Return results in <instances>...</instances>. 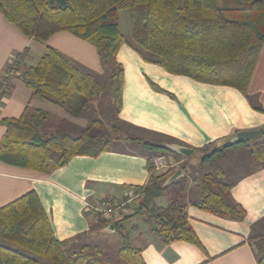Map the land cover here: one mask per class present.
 Instances as JSON below:
<instances>
[{"label":"trees","instance_id":"16d2710c","mask_svg":"<svg viewBox=\"0 0 264 264\" xmlns=\"http://www.w3.org/2000/svg\"><path fill=\"white\" fill-rule=\"evenodd\" d=\"M121 10L129 11L132 45L145 60L174 75L234 87L248 98L255 110L264 112L248 94L264 46V0H0V13L25 36L46 42L57 32H70L97 48L102 68L108 73L107 83L101 86L94 71L82 68L73 58L47 46L40 61L23 70L32 97L47 100L72 115H82L103 89L112 99L117 117L122 107L125 73L117 54L127 42L118 22ZM27 50L16 52L13 62L5 65L0 76V98L9 95L10 80L15 71L22 70ZM49 118L47 110L26 108L20 117L0 119V124L6 127L0 141V161L51 174L73 156H98L114 141L111 136L98 137L92 133L93 128L103 125L99 118L78 135L59 131L43 133L41 127ZM259 130L258 140L231 143V137H227L222 144H208L202 148L210 152L202 157L200 169L212 161L226 160L243 148L254 164H264V127ZM127 139L153 151L148 160L151 182L136 187L139 204L132 213L114 222V226L149 212L152 230L165 243L184 240L203 249L187 219L186 204H180L178 199L167 205L155 204L172 185L187 179L184 175L163 186L171 171H152V156L162 151L174 153L165 147L173 140H150L134 135ZM215 170L216 174L207 172L200 180L201 198L191 201V205L219 217L243 220L246 210L231 194L234 183L226 180L219 164ZM263 238L264 218L253 225L249 237L258 264H264V250L256 246V241ZM68 243L56 238L35 190L0 206V264H39L41 259L51 264H103L104 251L98 245L73 250L67 248ZM117 254L119 264H146L141 250L127 242Z\"/></svg>","mask_w":264,"mask_h":264},{"label":"crops","instance_id":"0c3cea01","mask_svg":"<svg viewBox=\"0 0 264 264\" xmlns=\"http://www.w3.org/2000/svg\"><path fill=\"white\" fill-rule=\"evenodd\" d=\"M125 37L127 42L117 54L125 70L122 107L117 119L131 130L130 134L114 138L117 144H112L96 157L73 156L51 174L0 161V206L35 190L49 215L56 238L69 241L68 249L90 245L88 234L91 240L99 233L114 234L115 243H121L124 238L125 234L119 231L124 221L116 226L113 223L120 220L117 218L122 213H132L136 206L132 209L127 205L128 208L117 216L104 218L109 223L99 222L85 206L88 200L100 196H110L119 202L139 200L136 187L151 182L148 160L152 153L143 147L138 148L140 145L127 139L129 135L150 140H173L169 143L190 147L194 152L203 151L202 148L211 143L222 144L227 137L235 135V131L264 127V112L255 110L238 89L171 74L139 54L132 45L131 33ZM47 46L73 58L82 68L99 74L103 72L93 44L67 31L55 33L46 42L38 41L25 36L0 13V76L5 65L16 58V52L28 48L22 70L15 71L10 80L9 95L0 98V119L20 117L26 108L44 109L50 112V118L42 125L47 132L78 135L67 127L71 125L81 130L87 127L89 123L84 114L72 115L47 100L32 97L23 78V70L36 65L46 54ZM147 56L153 57L149 53ZM248 94L264 110V46ZM50 127L54 130H49ZM5 132L6 127L0 124V141ZM169 159L171 168L163 173L171 171L172 174L180 168L187 176L184 182L189 186L187 191L197 184L194 198L185 200L184 204L187 219L203 249L184 240L165 243L163 237L152 230L149 218H145L146 212L139 215H143L142 224L147 229L140 228L139 222L134 223L135 233L127 243L141 250L146 264H258L249 237L253 225L264 218V164L236 172L231 180L234 183L232 197L246 210L245 218L238 221L191 205V201L201 198L202 190L200 181H194L195 178L188 174L186 163L190 156H169ZM225 173L227 177L228 173ZM112 225L113 229L110 228ZM256 246L264 250V238L257 240Z\"/></svg>","mask_w":264,"mask_h":264},{"label":"rangeland","instance_id":"374dc122","mask_svg":"<svg viewBox=\"0 0 264 264\" xmlns=\"http://www.w3.org/2000/svg\"><path fill=\"white\" fill-rule=\"evenodd\" d=\"M118 22H119L121 29L125 35H128L131 33V19H130L129 11H127V10L119 11ZM94 74L96 75L101 86H104L107 83L108 73L104 72V70L100 74L97 72H94ZM114 106L115 105H113L112 99L109 97L107 92L102 89V92H99L97 94V97L94 99L92 106H89V109H87L83 115L88 120L89 124L92 122V120L97 119V118H99L103 121L102 126H96L95 128H93V130H92L93 134H95L98 137L107 138V137L111 136L113 138H118V137H123V136L131 133V130L129 128L122 125L118 121V119L115 115ZM114 126L119 127L120 130L116 131ZM48 129L52 130L51 127ZM67 129L70 132L75 133V134H79L81 131V128L80 129H78V127L74 128L71 125L68 126ZM53 130H54V128H53ZM41 131L43 133H49L46 131L45 126L41 128ZM112 144L113 145L117 144V143H115V139H114ZM138 148L142 149V146H140V147L138 146ZM209 152H210L209 149H206L203 151L196 150L190 155V159H188L186 165L188 168V174H189V176L195 178L194 181H197V179L200 181L207 172H213L214 174H216V170H215L216 164H219L222 167V169L228 173V176L226 177L227 181H231L235 177L236 172L239 173L242 170L252 168L255 165L254 162L252 161V159L249 157V153H248L247 149L243 148V149L237 150L236 152H233L230 155V157L227 158L226 160H218L216 162L212 161L211 163H208L204 169H200L199 166H200L202 157L206 153H209ZM151 153H153V151H151ZM157 154H165L168 158H169V156H175V157L178 156V155L171 153L169 151H162L161 153H157ZM157 154H155V155H157ZM196 187H197V184L192 186L191 190L187 191V189L189 188L187 182L186 183L181 182L180 184L172 185L169 188V190L165 191L163 196H161L155 200V204L157 206L167 205L170 202H172L175 198L178 199L180 204H184L185 200L190 199V198H192V199L194 198L195 192H197L195 190ZM173 190H174V192H172ZM168 196H170L169 199H168ZM200 196H201V194H200ZM92 200H94V199H92ZM134 200L135 201L127 203L128 207L130 206V208L133 209L135 206H137L139 204L140 200H136V199H134ZM127 205L125 206V208H128ZM87 212H89V211H87ZM89 213H91V212H89ZM124 213H122L117 218V220H119V218L122 219L124 217ZM149 214L150 213L147 212L145 218L149 217ZM94 216L99 222H104V218H102L100 215H98V216L94 215ZM142 217H143V215L137 214L133 218V220L132 219L129 220L130 219L129 218V219L124 220V222H122L123 224L120 225L119 231L123 232L125 234V236L122 239L121 243H120V241H118L116 243L114 242V237H113L114 234H110V233H106V232L99 233L96 235L97 237L96 236L94 237L95 239H93V240H91L92 238L88 234L89 240H90L89 241L90 245H93L94 243H96L104 251V253H102L103 264H119L120 263V258L117 254L118 248L123 246L127 242V240L129 241V239L130 240L132 239L133 234L135 233V229H136L134 223L139 222L140 228L147 229V227L142 224V222H143ZM91 253L96 254L95 250H91ZM48 263H49V260H47V259H41V261L39 262V264H48Z\"/></svg>","mask_w":264,"mask_h":264},{"label":"built area","instance_id":"2783aa9c","mask_svg":"<svg viewBox=\"0 0 264 264\" xmlns=\"http://www.w3.org/2000/svg\"><path fill=\"white\" fill-rule=\"evenodd\" d=\"M152 171L155 173L164 172L171 168V162L165 154L154 155L150 160ZM130 200L119 202L110 196H100L86 202V210L94 215L103 218L114 217L125 211V206Z\"/></svg>","mask_w":264,"mask_h":264},{"label":"water","instance_id":"95a60500","mask_svg":"<svg viewBox=\"0 0 264 264\" xmlns=\"http://www.w3.org/2000/svg\"><path fill=\"white\" fill-rule=\"evenodd\" d=\"M260 137H261V132L259 129L241 130V131L236 132L235 135H233L229 141L231 143H236V142L244 141V140H257ZM165 147L167 150H170L183 157H189L193 153L192 148L178 144V143H168L165 145ZM183 176H184V172L182 169L179 168L167 177L163 186H169ZM110 228L113 229L114 226L112 225L110 226Z\"/></svg>","mask_w":264,"mask_h":264}]
</instances>
